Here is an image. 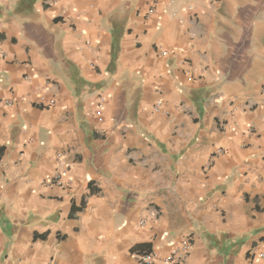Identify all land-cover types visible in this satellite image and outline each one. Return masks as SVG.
Segmentation results:
<instances>
[{
	"label": "crops",
	"instance_id": "1",
	"mask_svg": "<svg viewBox=\"0 0 264 264\" xmlns=\"http://www.w3.org/2000/svg\"><path fill=\"white\" fill-rule=\"evenodd\" d=\"M147 252L264 264V0H0V264Z\"/></svg>",
	"mask_w": 264,
	"mask_h": 264
},
{
	"label": "built area",
	"instance_id": "2",
	"mask_svg": "<svg viewBox=\"0 0 264 264\" xmlns=\"http://www.w3.org/2000/svg\"><path fill=\"white\" fill-rule=\"evenodd\" d=\"M40 100L42 102H45L44 97H41ZM54 102H55V99H51V100L47 101V104L51 105ZM64 165H65V168L68 169V167H69L68 163H65ZM66 171H63V172L61 170L58 171L55 174L54 179H56L57 181H61V177L66 174ZM261 256L263 257L264 253H262ZM155 260H156V255L153 252L145 253V254H142L140 256V262L142 264H154ZM176 260H177V254L173 253V254H170L168 257H166L163 260V264H174Z\"/></svg>",
	"mask_w": 264,
	"mask_h": 264
},
{
	"label": "trees",
	"instance_id": "3",
	"mask_svg": "<svg viewBox=\"0 0 264 264\" xmlns=\"http://www.w3.org/2000/svg\"><path fill=\"white\" fill-rule=\"evenodd\" d=\"M147 253H149V252H147ZM145 254V253H144Z\"/></svg>",
	"mask_w": 264,
	"mask_h": 264
}]
</instances>
